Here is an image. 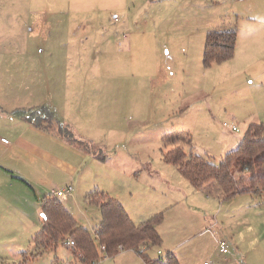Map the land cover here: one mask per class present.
<instances>
[{
	"label": "rangeland",
	"instance_id": "rangeland-1",
	"mask_svg": "<svg viewBox=\"0 0 264 264\" xmlns=\"http://www.w3.org/2000/svg\"><path fill=\"white\" fill-rule=\"evenodd\" d=\"M217 30H237L235 55L205 68L206 37ZM263 74L264 0H0V141L18 146L8 163L40 195L74 188L61 202L91 234L101 216L86 196L96 190L112 191L137 226L163 214L151 260L173 251L180 264H264V200L203 204L165 162L178 146L167 135L184 133L187 155L219 164L250 125L264 124ZM34 189L29 203L16 193L10 213L30 215L23 238L21 222L11 227L29 253L42 227L44 196ZM201 230L187 243V232ZM13 250L0 249L2 264L21 263ZM63 261L73 264L60 245L27 264ZM144 263L121 249L95 264Z\"/></svg>",
	"mask_w": 264,
	"mask_h": 264
},
{
	"label": "trees",
	"instance_id": "trees-1",
	"mask_svg": "<svg viewBox=\"0 0 264 264\" xmlns=\"http://www.w3.org/2000/svg\"><path fill=\"white\" fill-rule=\"evenodd\" d=\"M237 30H217L207 34L203 52V65L209 68L231 60L235 55ZM53 116L45 110L41 116ZM42 118V117H40ZM53 120L52 117H49ZM59 132L64 137L74 138L69 126L58 120ZM184 133L167 135L168 142L178 144L165 156V162L176 167L181 176L196 191L205 192L222 202L239 196H253L264 200V124L249 126L239 146L228 152L219 164L204 156L191 152L187 155L179 146L185 143ZM179 138H177V136ZM187 144L192 142L189 134ZM90 148V147H89ZM19 180L23 181L21 178ZM24 182V181H23ZM61 198L50 194L41 202L42 227L32 238L33 250L24 252V262L36 259L45 252L56 251L60 245L67 247L75 264H95L103 257L113 258L122 251H134L144 264H180L174 252L166 257L151 260L147 251L161 247L163 243L159 226L163 214H158L144 224L136 226L121 204L109 194L98 190L88 194L86 201L95 206L101 216V223L92 235L61 202ZM74 242V246L68 243ZM104 247L105 251H101Z\"/></svg>",
	"mask_w": 264,
	"mask_h": 264
},
{
	"label": "crops",
	"instance_id": "crops-1",
	"mask_svg": "<svg viewBox=\"0 0 264 264\" xmlns=\"http://www.w3.org/2000/svg\"><path fill=\"white\" fill-rule=\"evenodd\" d=\"M187 42H191V40H187ZM187 48H188V45H187ZM167 52L169 54L170 51L167 49ZM187 53H190V49L189 48H188ZM233 127H235V126H233ZM233 127L229 126L228 129H231L233 132H236V133L239 132V129L237 127L236 128L238 129V131H234ZM0 143L2 144V146L0 148V157H2V160H0V249H1V251L3 253L4 252H9V251H11L13 249L17 250L18 252H23V251H21V249L22 248H26V247H24V245H21V244H20L19 247L16 246L15 237H16L17 231H14V229L11 228V227H15L14 222L16 220L21 222V224H19L18 227H20L19 228V230H20L19 234H22L21 238H23L26 235V231H22L25 228L24 222L30 221V215H28V214H26L24 212L21 216L13 217L10 213H11V210H13L12 205L14 203H16V199H15L16 193H19V196H21V200H19L20 203H22L23 201L29 203L31 201V198H32V196H31L32 195L31 194L32 190L31 189H34V188L32 186H29V185L26 187L27 184L25 182L19 180L18 178H21L22 180L28 182L31 185H36V184L33 183L32 181H30V179H28L24 175V173H22L21 171L17 170L12 164L8 163L9 162L8 161L9 157H11L17 151V147L18 146H16L15 144H11V143L9 145H6V144H3L1 141H0ZM20 143H21V140L18 141L17 144L19 145ZM239 144H240V142H236L234 144H229L230 146H228L224 151H226V150H231L232 151V150L236 149L239 146ZM3 163H5V164H3ZM184 185L186 187V184H184ZM188 185H189V183H188ZM35 192L37 193L36 198H39V197L41 198L42 196H44V197L47 196V194H45V192H48V190L45 189L44 193H42L41 195L38 194L39 191L37 192L35 190ZM185 192L187 193V196L194 195V197L198 201L203 203V204L213 203V202H215V199H216L214 197L208 196L205 192L194 190L190 185H189V188L186 189ZM73 193H74V188H73L72 194L67 196V197L68 198L72 197ZM104 193H106V192H104ZM107 194H109L111 197L115 198L121 204V201H119L117 197H114L112 195V191H109V193H107ZM67 197L65 198V200L67 199ZM199 199H201V200H199ZM23 205H25V204H23ZM28 205H30V204H28ZM40 206H41V203H40ZM121 206L123 207L122 204H121ZM41 213H42V211H41ZM206 218L207 219L204 220V224L205 223L208 224L209 221H210L208 216ZM205 226L206 225H204V227ZM211 228L213 229V227H211ZM160 229H162V226L160 227ZM204 233H206V232H204L202 230L201 231H195V232L194 231H190V232H187V234L184 237H187V243H188L189 241H191V240H193L194 238H197V237L204 238V236H205ZM92 235H94V234H92ZM178 235H180V234H178ZM21 241L22 240H19V243ZM219 248H220V244H219ZM15 250H13V251H15ZM72 259H73V264H75L73 255H72ZM3 260H4L3 258H0L1 264H2ZM24 260H25V257L23 258L21 256V261H20L21 263L20 264H27V263L24 262ZM66 263L71 264L70 261H63L60 264H66Z\"/></svg>",
	"mask_w": 264,
	"mask_h": 264
},
{
	"label": "built area",
	"instance_id": "built-area-1",
	"mask_svg": "<svg viewBox=\"0 0 264 264\" xmlns=\"http://www.w3.org/2000/svg\"><path fill=\"white\" fill-rule=\"evenodd\" d=\"M224 127L228 128L229 125L225 123L224 124ZM233 130L234 131H238V129L236 127H233ZM1 142L3 144H6V145H9L10 144L9 141L6 140V139H2ZM72 192H73V188L72 187H67L65 190H62V191H58V192L53 191L52 194L54 196L58 197V198L65 199L67 196L71 195ZM219 244H220V250H221V252L227 253L228 252V249H229L228 245L225 242H223V241H221ZM68 246L73 247L74 246V242L71 241L70 243H68ZM101 251H105V248L102 247L101 248ZM66 264H69V263H66ZM204 264H212V263L205 262Z\"/></svg>",
	"mask_w": 264,
	"mask_h": 264
},
{
	"label": "water",
	"instance_id": "water-1",
	"mask_svg": "<svg viewBox=\"0 0 264 264\" xmlns=\"http://www.w3.org/2000/svg\"><path fill=\"white\" fill-rule=\"evenodd\" d=\"M42 217H45L44 215H42Z\"/></svg>",
	"mask_w": 264,
	"mask_h": 264
},
{
	"label": "snow or ice",
	"instance_id": "snow-or-ice-1",
	"mask_svg": "<svg viewBox=\"0 0 264 264\" xmlns=\"http://www.w3.org/2000/svg\"><path fill=\"white\" fill-rule=\"evenodd\" d=\"M43 214V213H42Z\"/></svg>",
	"mask_w": 264,
	"mask_h": 264
}]
</instances>
